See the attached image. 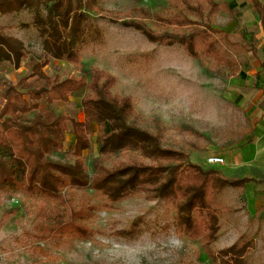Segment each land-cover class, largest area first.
<instances>
[{
	"label": "trees",
	"instance_id": "obj_1",
	"mask_svg": "<svg viewBox=\"0 0 264 264\" xmlns=\"http://www.w3.org/2000/svg\"><path fill=\"white\" fill-rule=\"evenodd\" d=\"M167 1L166 16L143 11L136 19H109L139 31L149 42L178 44L194 59H227L229 34L211 26L216 0ZM248 1L264 32V0ZM98 7V0H0V17L14 19L29 12V20L13 27L32 30L41 43L40 50L34 51L0 23V63L15 69L25 59L31 63L29 74L5 83L0 93L4 99L0 106V190L33 202L37 242L93 241L99 230L90 222L98 211L141 198L155 203L154 215L140 214L120 228L112 227L111 234L131 237L142 225L150 227L164 220V227H172L178 236L198 239L214 262L246 264L255 235L243 233L218 250L214 244L223 233L224 221L239 211L226 193L243 191L252 178L228 177L215 165L193 162L186 152L165 146L162 122L142 115L131 96L117 93L113 74L85 67L82 48L91 26L90 13ZM145 17L165 28L150 27ZM51 60L75 65L79 74L47 75L43 68ZM71 97L78 98L82 121L52 107ZM66 133L74 134L75 142H67ZM93 144L96 154L89 159L84 151L92 150ZM34 249L41 251L39 244Z\"/></svg>",
	"mask_w": 264,
	"mask_h": 264
},
{
	"label": "rangeland",
	"instance_id": "obj_2",
	"mask_svg": "<svg viewBox=\"0 0 264 264\" xmlns=\"http://www.w3.org/2000/svg\"><path fill=\"white\" fill-rule=\"evenodd\" d=\"M216 2L211 26L229 34L228 57L221 62L211 57L194 59L178 44L149 42L139 31L109 19H136L144 15L143 11L166 16L167 0H98L99 7L90 13L91 26L82 48L86 68L98 67L113 74L117 93L131 96L142 115L157 118L166 126L165 146L186 152L189 160L204 166L209 165L208 156L227 150L230 140L239 137L246 125V109L255 108L264 99V32L258 16L248 0ZM29 18V12L23 11L14 19L0 17V23L11 24L5 28L21 37L30 49L39 51L41 43L32 30L13 27ZM145 21L156 30L165 28L147 17ZM23 62V69L0 63V93L5 83H15L30 73V60ZM43 70L61 78L80 71L75 65L56 60ZM76 100L71 97L69 102L52 107L83 119ZM3 103L0 95V106ZM94 130L96 134V126ZM95 154V144L92 150L84 151L89 159ZM226 198L238 206L237 190H229ZM33 208V202L22 195L0 190V264H218L205 254L198 239L178 236L172 227H164V220L150 227L142 225L131 237L111 234L140 214L151 218L156 211L152 201L132 198L111 210L98 211L90 222L99 230L93 241L64 238L37 242ZM245 221L239 211L228 217L214 248L231 245L243 233L251 235L254 228L249 232ZM258 232L246 264H264V227ZM35 244L41 251L34 249Z\"/></svg>",
	"mask_w": 264,
	"mask_h": 264
},
{
	"label": "crops",
	"instance_id": "obj_3",
	"mask_svg": "<svg viewBox=\"0 0 264 264\" xmlns=\"http://www.w3.org/2000/svg\"><path fill=\"white\" fill-rule=\"evenodd\" d=\"M23 63L22 61L17 69H23ZM50 63L51 61L48 64ZM76 99L78 101V98ZM245 112L246 125L239 131V137L231 139L228 149L216 155L225 160L223 164L218 165L224 175L231 178H252L245 184L243 191H237V207L239 213L246 217L245 225L248 226V231L253 227L251 235H257L259 228L264 227V99L259 101L255 108L246 109ZM66 137L67 142L76 140L72 133H66Z\"/></svg>",
	"mask_w": 264,
	"mask_h": 264
},
{
	"label": "built area",
	"instance_id": "obj_4",
	"mask_svg": "<svg viewBox=\"0 0 264 264\" xmlns=\"http://www.w3.org/2000/svg\"><path fill=\"white\" fill-rule=\"evenodd\" d=\"M206 163L209 165H219L224 163V159L219 155H210L207 157Z\"/></svg>",
	"mask_w": 264,
	"mask_h": 264
}]
</instances>
